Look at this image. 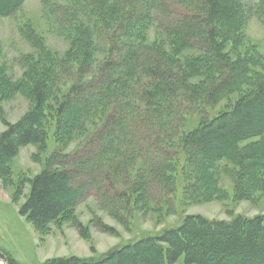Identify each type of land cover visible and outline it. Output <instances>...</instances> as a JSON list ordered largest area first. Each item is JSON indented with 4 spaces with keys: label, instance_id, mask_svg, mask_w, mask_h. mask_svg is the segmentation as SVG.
<instances>
[{
    "label": "trees",
    "instance_id": "obj_1",
    "mask_svg": "<svg viewBox=\"0 0 264 264\" xmlns=\"http://www.w3.org/2000/svg\"><path fill=\"white\" fill-rule=\"evenodd\" d=\"M62 1L49 4L46 15L53 31L70 42L67 56L58 57L39 41L37 56L20 59L22 79L13 82L8 68L0 67L1 98L21 94L32 101L29 113L0 136V178L11 182L10 165L21 148L45 150L50 138L59 147L31 179L19 210L39 233L71 220L88 191H99L104 184L108 190L103 188L101 202L107 208L137 200L150 205L152 185L167 188L171 182L159 164L152 167V182L127 176L129 168L120 163L142 160L146 153L140 150L149 151L154 163L156 156L178 148L185 158L182 176L189 201L221 197L214 168L221 161L236 167L237 201L249 200L253 185L264 189V79L229 110L192 129L178 133L183 130L174 120L186 111L180 101L215 102L238 90L242 59H233L227 47L237 43L249 15L264 22V0ZM25 2L0 0V17H14ZM151 29L158 39L149 42ZM26 38L38 41L37 35ZM189 51L198 55L186 57ZM70 64L83 81L62 92L59 83ZM84 133L80 150L61 156V149ZM79 176L87 183L84 190L75 187ZM1 259L18 264L11 256ZM180 262L264 264V218L189 216L179 227L146 235L101 259L57 258L44 264Z\"/></svg>",
    "mask_w": 264,
    "mask_h": 264
},
{
    "label": "rangeland",
    "instance_id": "obj_2",
    "mask_svg": "<svg viewBox=\"0 0 264 264\" xmlns=\"http://www.w3.org/2000/svg\"><path fill=\"white\" fill-rule=\"evenodd\" d=\"M64 3L62 0H26L14 17H0V67L8 68L7 76L13 82L19 81L24 75L25 68L20 64V59L38 55V48L35 45L39 41L58 57L67 56L71 47L70 42L53 31L46 15L49 4ZM27 35L30 37L37 35L38 41H31L26 38ZM157 35L156 29H151L147 35L149 42L158 39ZM238 36L240 38L237 43L227 47V51H233V59H242L240 64L242 77L238 90L215 102L207 100L208 102L199 101L187 105L180 101L182 110L186 111L180 112L174 118L183 130L178 133L192 129L229 110L244 94L264 79V22L254 13L249 15L243 31ZM184 55L190 57L197 56L198 53L189 51ZM75 72L74 64H70L68 70L65 69L59 90L66 91L80 79L83 81L80 76L74 74ZM89 78L88 76L85 80ZM53 103L50 102L51 108ZM0 109L1 136L7 130V125L19 122L29 113L32 109V101L21 94L6 100L0 96ZM86 136L84 133L68 143L61 149V156L75 154L87 139ZM175 139L174 136L172 142ZM258 141L254 140L251 143ZM248 143L250 142L242 144L241 147L244 148ZM58 151L59 147L52 138L49 139L45 150L34 145L23 147L11 162V182L5 183L0 178V264H7L1 259V255L11 256L18 264H44L52 259L70 257L101 259L109 251L146 235L179 227L189 216L218 221H231L239 216L251 219L264 218V189L256 190L257 186L253 185L251 198L237 201L235 188L237 170L229 161H221L214 167L216 187L221 197L209 201H189L184 197V189L188 182L182 176L185 158L178 148L169 149V154L164 157L156 156L154 163L149 151L140 150L146 153L142 160L136 158L129 163L128 159H125L120 163L121 166L125 164L126 168H129L124 170L127 176L134 180L137 178L138 181H151L152 167L154 164H159L168 170L167 178L171 182L170 187L167 188L152 185L149 195L150 205L140 204L137 200L120 202L115 209L107 208L101 202L103 191L108 190V186L104 184L99 191H88L76 207L71 220L52 223L45 232L39 233L19 214V210L29 194L31 179L46 168L47 159ZM74 182L76 188L80 187L78 190H84L87 186L82 176L76 177ZM137 197L139 195H135L134 198ZM104 227L113 230L112 233L106 232Z\"/></svg>",
    "mask_w": 264,
    "mask_h": 264
}]
</instances>
